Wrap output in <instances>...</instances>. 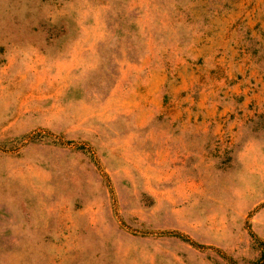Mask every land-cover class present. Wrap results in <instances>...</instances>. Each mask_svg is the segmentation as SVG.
Instances as JSON below:
<instances>
[{
  "label": "rangeland",
  "instance_id": "1",
  "mask_svg": "<svg viewBox=\"0 0 264 264\" xmlns=\"http://www.w3.org/2000/svg\"><path fill=\"white\" fill-rule=\"evenodd\" d=\"M0 264H264V0H0Z\"/></svg>",
  "mask_w": 264,
  "mask_h": 264
}]
</instances>
